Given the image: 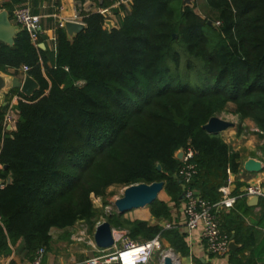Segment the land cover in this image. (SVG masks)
Instances as JSON below:
<instances>
[{"label": "trees", "instance_id": "trees-1", "mask_svg": "<svg viewBox=\"0 0 264 264\" xmlns=\"http://www.w3.org/2000/svg\"><path fill=\"white\" fill-rule=\"evenodd\" d=\"M44 1L51 0H0V10L12 21L18 6L29 2L38 15ZM207 1L215 20L184 8L183 0H132L115 11L112 31L98 12L84 16L86 29L73 42L58 27L54 51L39 49L23 29L13 46L0 43V71L18 77L27 66L40 86L31 99L9 93L20 98L13 132L4 128L8 107L0 109V256L20 243L34 259L49 248L52 229L91 222V196L104 197L116 185L164 182L171 204L157 200L149 208L154 219L174 222L183 194L176 154L189 146L198 167L191 187L210 204L220 201L228 171L241 168L240 155L203 127L234 104L264 139V0ZM234 212L220 218L221 230L241 245L230 263L261 264L264 239L256 245L253 228ZM109 223L125 226L117 216ZM174 224L163 230L134 221L130 237L145 242L160 235L188 257L187 236ZM254 226L264 228V214Z\"/></svg>", "mask_w": 264, "mask_h": 264}, {"label": "built area", "instance_id": "built-area-1", "mask_svg": "<svg viewBox=\"0 0 264 264\" xmlns=\"http://www.w3.org/2000/svg\"><path fill=\"white\" fill-rule=\"evenodd\" d=\"M131 1L132 0H120L119 4L127 6ZM105 12L107 11H100L103 16ZM105 18L113 20L115 25H118L116 17L109 15L108 18ZM12 22L18 28L27 30L33 43L36 45L40 44L42 18L33 13V9L29 4L22 5L14 10ZM63 25L64 24L61 23V27H63ZM215 27H221V23L216 21ZM20 71L27 75L29 68L24 66ZM19 100L20 98L18 95H14L7 103L8 109L4 117V128L8 132H13L16 129L19 120V111L16 105ZM183 151L184 157L181 161L182 167L176 175L181 182L183 194L185 196L183 200L185 223L180 229L186 234L189 241H192L194 234L198 233L202 240L203 248L208 255L227 259L231 253V237L221 230V215L234 209L239 198L258 197L264 199V190L260 185H254L249 187L242 195L234 197L231 194L230 182L228 179L227 184L219 189L221 194L220 201L215 204H210L198 196L191 187L193 179L198 175V167L193 163L195 157L194 150L189 146L183 149ZM228 174L230 175L231 172L228 171ZM171 228L173 227H166V229ZM112 235L114 246L109 250H100L96 246L94 236L87 240L85 235H73L72 240L74 242H85L91 247L92 251L101 254L88 257L82 262L74 264H150L162 241L161 236L158 235L149 241L136 242L131 239L128 232L125 230H113ZM45 255L46 249L40 248L34 256L33 264H43Z\"/></svg>", "mask_w": 264, "mask_h": 264}, {"label": "crops", "instance_id": "crops-1", "mask_svg": "<svg viewBox=\"0 0 264 264\" xmlns=\"http://www.w3.org/2000/svg\"><path fill=\"white\" fill-rule=\"evenodd\" d=\"M119 2L120 0H51L50 2H42L39 6L40 13L38 15L42 18V36L46 37V41L44 43L46 45V48L48 47L50 51L55 50V31L58 27H61V23L64 24L66 21L83 23V18L85 15L96 12L100 13L101 10L107 11L106 13L115 17V11L119 10L120 6H126L120 5ZM25 4L30 5L29 2ZM195 7L199 14L197 12L196 13L203 19L211 20L210 18L213 17L215 20L214 15H212V17L211 15H209L210 6L207 0H196ZM12 24L17 32L20 28L14 25L13 22ZM6 74L16 76L15 70H9ZM24 76L25 74L20 71L18 77L24 78ZM9 96L11 95L6 94L7 103L9 102L8 100H11L12 98L10 97L8 99ZM256 132L259 133V138L261 139L259 142V147H262L264 142L262 133L259 130H257ZM224 142L227 144L225 140ZM255 142L256 137L250 138L246 141V148H248L250 151H253L256 147ZM239 150L240 148L237 149L235 153H238L240 155L239 163L241 164V168L237 174L231 173L229 175L230 190L232 196L234 197L242 195L249 187L254 185H260L264 190V171L260 174H248L243 169L244 163L250 158L258 159L264 166L263 154H243L242 152H239ZM261 200L262 199H260L258 206L251 207L248 204L247 199L245 202V206H241L239 208L234 207V209H232L233 212L235 211V215H238L243 219V225L245 228H253L252 232L254 234V239L256 240V245L264 239V228L254 226V222L258 221L264 214V207L260 204ZM162 201L171 204V199L169 196L166 200ZM183 207L184 202L182 201V204L177 209H174L173 220L174 222H177V225H179L180 228L185 223ZM72 228L64 230L54 228L51 230L50 235L52 237V241L49 248H47L46 250L43 264H74L80 263L88 257H79L80 254H87V251H80L78 250V248H74L73 245H70L69 247L67 234L70 232V230H72ZM187 243L189 247L187 264H195L196 259L200 260L201 262L204 261L202 262L203 264H231L229 261L230 256L227 259H224L221 257L208 255L203 248V243L198 233L194 234L192 241H189L187 239ZM239 246L241 248V245ZM249 255L250 251L245 252L246 257H249ZM7 263L33 264V259L26 256V252H24V250L22 249V245L19 243L16 247H10V253L8 255L0 256V264ZM261 264H264V261Z\"/></svg>", "mask_w": 264, "mask_h": 264}, {"label": "water", "instance_id": "water-1", "mask_svg": "<svg viewBox=\"0 0 264 264\" xmlns=\"http://www.w3.org/2000/svg\"><path fill=\"white\" fill-rule=\"evenodd\" d=\"M195 2L196 0H183V7L194 8ZM104 16L108 18L109 14L105 12ZM209 25H212V22H209ZM105 26L110 31L117 29L115 22L111 19L105 20ZM63 28L66 31L68 40L73 42L75 37L86 29V25L82 22L66 21ZM16 33V29L10 20L8 12L0 11V42L13 46ZM38 48L46 50V45L44 43H40ZM13 90H19L23 96L31 99L40 90V86L30 75H25L24 78H20L0 71V109L7 106L6 94H9ZM234 127L235 124L232 122L218 117H212L203 129L210 135L221 136L224 132ZM183 157L184 151L182 149L178 151L176 158L179 161H182ZM243 169L248 174H260L264 171V166L258 159L250 158L244 163ZM157 170L162 172V166L158 165ZM11 182L12 180L9 179L8 183L11 184ZM164 187V182H155L152 184L141 183L127 187L124 190L123 196L115 203V207L119 215H125L134 210H141L150 207L158 200L159 195L162 191H164ZM196 194L200 196V193L196 192ZM184 198L185 196L182 194L180 200L183 201ZM247 199L248 204L251 207L258 206L260 202V198L258 197H251ZM94 240L96 246L100 250H109L114 246L112 226L109 222H103L97 227L94 234ZM230 249L233 252L240 249V246L237 245L234 236L231 237ZM164 264L176 263L172 258H167L164 260Z\"/></svg>", "mask_w": 264, "mask_h": 264}, {"label": "rangeland", "instance_id": "rangeland-1", "mask_svg": "<svg viewBox=\"0 0 264 264\" xmlns=\"http://www.w3.org/2000/svg\"><path fill=\"white\" fill-rule=\"evenodd\" d=\"M196 12L199 14L197 10ZM209 15H211V17L213 15L211 8ZM210 19L214 20L213 17ZM235 111V105L228 104L222 112H219L214 116L235 124L234 128L224 132L221 135L223 137V140L227 142V145L230 147L231 152L235 153L236 150L240 148L239 152H242L243 154L262 153L264 156V153L261 151V147H259V142L261 139L259 138V133L256 132L258 128L255 127V123L251 119L242 120L240 116L235 113ZM252 137H256V147L253 151H250L248 148H246V141ZM126 188L123 186L116 185L109 188L104 197L97 198L95 196H91L94 208L96 210V217L91 222H78L67 234L69 247L70 245H73L74 248H78V250L80 251H87V254H80L79 257H92L94 255L101 254H98L96 251H92L91 247L88 246L85 242H74L72 240V236L77 234L85 235L88 240V238H92L94 236L96 227L103 222H109V218L112 216H117L119 220L125 225L121 228H116L111 225L112 231L125 230L128 232L129 236V224L134 221H144L147 222L150 226H159L162 229H166V227L168 226L174 227V222L154 219L151 215L149 207L141 210H134L120 217L115 207V203L119 198L123 196L124 190ZM167 197L168 196L166 192L162 191V193L158 197V200H166ZM167 252L173 253V255L175 256V260L178 264L188 263V257H183L180 253L175 251L165 239H162V241L160 242V247L154 255L150 264H163V257Z\"/></svg>", "mask_w": 264, "mask_h": 264}, {"label": "bare ground", "instance_id": "bare-ground-1", "mask_svg": "<svg viewBox=\"0 0 264 264\" xmlns=\"http://www.w3.org/2000/svg\"><path fill=\"white\" fill-rule=\"evenodd\" d=\"M167 258H172V259L175 261V263L178 264V263L176 262V260H175V256L173 255L172 252H167V253L164 255V257H163V261H164L165 259H167ZM162 263H163V262H162Z\"/></svg>", "mask_w": 264, "mask_h": 264}]
</instances>
